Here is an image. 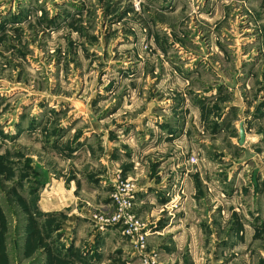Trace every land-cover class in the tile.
I'll use <instances>...</instances> for the list:
<instances>
[{
  "label": "rangeland",
  "instance_id": "1",
  "mask_svg": "<svg viewBox=\"0 0 264 264\" xmlns=\"http://www.w3.org/2000/svg\"><path fill=\"white\" fill-rule=\"evenodd\" d=\"M0 264H264V0H0Z\"/></svg>",
  "mask_w": 264,
  "mask_h": 264
},
{
  "label": "built area",
  "instance_id": "2",
  "mask_svg": "<svg viewBox=\"0 0 264 264\" xmlns=\"http://www.w3.org/2000/svg\"><path fill=\"white\" fill-rule=\"evenodd\" d=\"M127 189H129V185H124V189L123 190H127ZM118 200L120 201V203L122 204L121 205V208L123 209V208H125V206L127 205V200L126 199H123V198H118ZM123 216V212H121L120 214H119V218L120 217H122ZM138 225V222H136L135 223V229H137V226ZM141 240H143V237H141Z\"/></svg>",
  "mask_w": 264,
  "mask_h": 264
},
{
  "label": "water",
  "instance_id": "3",
  "mask_svg": "<svg viewBox=\"0 0 264 264\" xmlns=\"http://www.w3.org/2000/svg\"><path fill=\"white\" fill-rule=\"evenodd\" d=\"M245 139H246L245 129L243 125H241L239 131V145H243L245 143Z\"/></svg>",
  "mask_w": 264,
  "mask_h": 264
},
{
  "label": "crops",
  "instance_id": "4",
  "mask_svg": "<svg viewBox=\"0 0 264 264\" xmlns=\"http://www.w3.org/2000/svg\"><path fill=\"white\" fill-rule=\"evenodd\" d=\"M240 146H242V145H240ZM226 179H227V178H226ZM226 179H224V177H223L222 180H224V183H226V181H227ZM258 190H260V189H258ZM262 192H263V191H262ZM233 202H234V201H233ZM186 217H187V219H188V218H189V215L186 214Z\"/></svg>",
  "mask_w": 264,
  "mask_h": 264
}]
</instances>
